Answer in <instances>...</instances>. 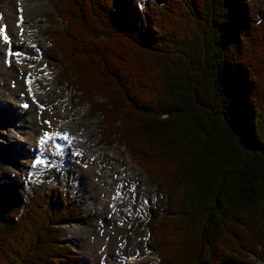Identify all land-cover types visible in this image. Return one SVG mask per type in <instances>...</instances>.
Instances as JSON below:
<instances>
[{"label": "trees", "instance_id": "trees-1", "mask_svg": "<svg viewBox=\"0 0 264 264\" xmlns=\"http://www.w3.org/2000/svg\"><path fill=\"white\" fill-rule=\"evenodd\" d=\"M51 57L160 195L155 264L264 260V2L53 0ZM101 97V100L99 97ZM60 188L25 193L0 158V264H81Z\"/></svg>", "mask_w": 264, "mask_h": 264}, {"label": "rangeland", "instance_id": "rangeland-1", "mask_svg": "<svg viewBox=\"0 0 264 264\" xmlns=\"http://www.w3.org/2000/svg\"><path fill=\"white\" fill-rule=\"evenodd\" d=\"M10 1L13 2L14 0ZM34 1H36V4L33 7L28 4L25 8V19L22 22L26 28L24 30V41L35 42L31 47L27 45V51L31 55L29 60L32 67L31 69L29 68V72L30 75L36 77V80L41 84L46 93L37 102H30V106L25 107L29 102L23 105V97L25 95L17 87V83L20 82L19 77H4L0 73L2 75V80L0 81V158L5 163L10 177L22 185L25 193L30 194L35 187L38 189L61 187L69 191L75 199L81 201L83 213L88 220L83 223L66 224L64 232L60 236V240L67 242V245L70 244L75 254L83 259L81 264H100L94 262L93 257L90 259L83 245L84 243H89L88 239L95 242L99 235L100 238H104L108 233H111V238L118 239L109 242L112 251L118 250L122 243H124L123 239L125 237V252H137V255L144 259L142 264H155L159 259L157 254L150 253L146 248L150 234L147 222L150 207L154 205L160 195L155 185L149 180L144 169L132 159V154L127 150L126 146L120 144L118 139L112 138L103 131V125H101L102 117L99 114L92 115L90 107L86 102H80L74 98V89L68 85L69 82L67 80L61 77L59 63L51 57L53 54L52 33L56 26V8L53 5V0ZM134 1H137L139 6L149 4L154 8V3L159 0ZM261 1L264 2V0ZM29 47L32 53H30ZM16 48H21V45L16 46ZM37 53L40 54L39 56L44 57L43 61L37 59ZM47 67L50 69L49 73L45 70ZM11 72L18 73L19 71L12 68ZM99 99L101 100V97ZM59 102H64L71 117L74 118V122L78 124L77 130H83L90 146H99L103 151H105L104 148H107L104 154L106 163H102L103 168H106V165L111 162H117L130 167L135 172V181L131 184H126L127 194L123 196V199L119 203L120 209H122V217L126 221L124 225L111 221L112 217H109L110 220L108 219L109 213L106 210L102 211L98 208V198L95 199L93 205H90L85 200L84 194L87 180L84 177V172L86 171L84 166L89 161H84L87 157L79 159L68 157L65 160H61L60 156L62 157L63 155L56 152L58 159L62 161L61 163L60 161L58 162V159L54 160V157L49 158L50 152L47 149L44 150V155L48 158L49 165L44 166L41 161L38 162L37 167L33 165L35 151L31 149V142L36 143L37 138L43 134L45 130L44 121L36 119L31 125L33 129L32 138L34 140L32 139L29 143L14 140V138L7 135L10 128H15L13 122L20 123L22 115L31 112L36 118L41 111L39 105L57 108ZM114 153L118 154V159H116ZM22 158L27 159V162H23ZM130 185L134 186L133 190L130 189ZM96 188L97 185H94L92 190ZM70 229L82 231L84 235H73L72 238ZM102 242L108 243L106 239L102 240ZM254 264H264V260H256Z\"/></svg>", "mask_w": 264, "mask_h": 264}, {"label": "bare ground", "instance_id": "bare-ground-1", "mask_svg": "<svg viewBox=\"0 0 264 264\" xmlns=\"http://www.w3.org/2000/svg\"><path fill=\"white\" fill-rule=\"evenodd\" d=\"M30 1L32 2L29 3ZM28 4L33 7L36 4V1L14 0L12 2L10 0H2L1 2L0 0V28H3L4 33H6L10 38L9 42H4L3 34H0V73H2L4 77H19L18 79H20V82L17 83V87H19L20 91L22 90V93L25 95L23 97V105H25L26 102H29L27 103V106L30 105V102L38 101V99L43 97V94L46 93L43 90L41 84L36 80V77L30 75L29 72V68L31 69L32 67H29V65H31V61L29 60L31 55L27 51V45L31 47L35 42L30 43L28 41H24V30L26 28L22 23H18L19 20H22L23 22L25 19V8L28 6ZM18 45H21V48H19V53L23 54L19 58L9 54L15 53L16 46ZM31 51L30 53H32ZM39 55L40 54L37 53V59L43 61L44 57ZM12 68L17 69L19 72L12 73ZM45 70L47 73L50 72L48 67ZM1 80L2 75H0V81ZM57 106V108H54L53 106H40L41 111L36 118L31 112H27L26 114L22 115V119L19 121L20 123L13 122L15 128H10L7 135L11 138H14V140L16 139L17 141L19 140L29 143V141H32L33 139V129L31 128V125L36 119L44 121L43 123L45 130L43 131L41 138L44 137L45 133L51 134L59 132L61 136L67 134L69 137L68 140L56 137L52 140H48L43 146L40 144V137L37 138L36 143L31 142V149H34L35 151L33 165L37 166L39 161L43 162L42 165L44 166L48 164V158L44 155V150L47 149L50 152L49 157H54V159L58 157L56 155L57 153L60 154L62 152L63 156L60 157L61 160H65L68 157H74L77 159L87 157L84 161H89L88 164L86 163V167L88 168H86V171L84 172L85 180H87L84 194L85 200L90 205H93L95 199L98 198V208L102 211L106 210L109 213L108 219L109 217H112L111 221L118 222L116 224L119 225H124L126 221L122 217V209H120L119 203L123 199V196L127 194L126 184H131L135 181V172L132 171L130 167L121 165L117 162H111L106 165V168H103L102 163H106L104 154L106 153L107 148H104L105 151H103L99 146H90L86 140V134L83 132V130H77L78 124L74 122V118L71 117L64 102H59ZM56 145H59V149H57ZM114 154L116 159H118V154ZM22 161L27 162V159L22 158ZM94 185H97V188L92 190ZM130 189L133 190L134 186L130 185ZM70 232L72 233V238L73 235H80L84 233L82 231H75L71 229ZM85 234L87 235L86 232ZM104 239H106L108 243L102 242ZM114 240L118 239L111 238V233H108L104 238H100L99 235L95 242H92L91 239H88L89 243H84V245L82 243V245L85 247L84 249L86 254L90 257V259L93 257L92 259L96 263L142 264L144 262V259H142L141 256H138L137 252H125V237L123 239L124 243H122L118 250L112 251L109 242Z\"/></svg>", "mask_w": 264, "mask_h": 264}, {"label": "snow or ice", "instance_id": "snow-or-ice-1", "mask_svg": "<svg viewBox=\"0 0 264 264\" xmlns=\"http://www.w3.org/2000/svg\"><path fill=\"white\" fill-rule=\"evenodd\" d=\"M18 23H22V20H19ZM0 34H3V41L4 42H9L10 41L9 36L6 33H4V29L3 28H0ZM9 54L14 56V57H17V58H19V57H21L23 55L22 53H18V52L17 53H9ZM29 67H31V65H29ZM29 91H30V89H29ZM26 106L27 105H25V107ZM56 137H60V138H62L64 140H68L69 139L67 134H64L63 136H61V134L59 132L51 133V134L45 133L44 137H42L41 140H40L41 146H43L48 140H52V139H54ZM56 147H57V149H59V145H56ZM77 154H79V153H77Z\"/></svg>", "mask_w": 264, "mask_h": 264}]
</instances>
